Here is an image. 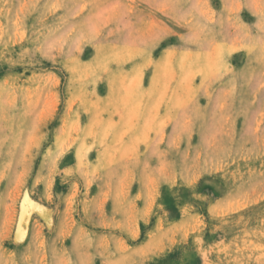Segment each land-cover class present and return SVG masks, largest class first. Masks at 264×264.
I'll return each mask as SVG.
<instances>
[{"label":"rangeland","instance_id":"obj_1","mask_svg":"<svg viewBox=\"0 0 264 264\" xmlns=\"http://www.w3.org/2000/svg\"><path fill=\"white\" fill-rule=\"evenodd\" d=\"M0 264H264V0H0Z\"/></svg>","mask_w":264,"mask_h":264}]
</instances>
